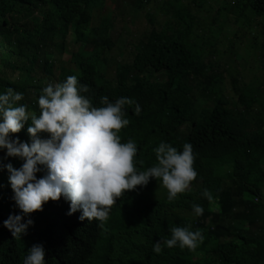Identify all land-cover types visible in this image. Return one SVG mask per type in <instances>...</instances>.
I'll return each instance as SVG.
<instances>
[{
	"label": "trees",
	"instance_id": "obj_1",
	"mask_svg": "<svg viewBox=\"0 0 264 264\" xmlns=\"http://www.w3.org/2000/svg\"><path fill=\"white\" fill-rule=\"evenodd\" d=\"M121 2L143 11L147 25L130 43L131 61L108 77L102 55L116 46ZM230 24L233 34L225 33ZM241 50L259 58L264 72V0H0V92H23L20 103L38 115L42 89L77 75L95 106L103 95L141 105L139 114L135 103L125 105L130 123L119 131L122 142H137L139 170L157 162L155 149L166 141L180 150L191 142L198 171L175 200L156 178L125 190L106 221L81 220L80 210L67 214L63 196L50 199L30 214L27 233L13 237L3 221L21 210L7 170H0V264H23L37 243L47 264H264V75L244 83L232 76ZM226 75L234 99L223 91ZM30 123L11 135L31 143ZM0 160L24 162L6 150ZM194 203L203 205V215ZM174 225L202 229L205 239L196 250L164 246L156 253L154 243L170 238Z\"/></svg>",
	"mask_w": 264,
	"mask_h": 264
},
{
	"label": "clouds",
	"instance_id": "obj_2",
	"mask_svg": "<svg viewBox=\"0 0 264 264\" xmlns=\"http://www.w3.org/2000/svg\"><path fill=\"white\" fill-rule=\"evenodd\" d=\"M89 87L77 75L48 83L38 98V115L30 113L27 104L20 103L23 92L12 87L0 92V150H6V157L24 161L15 167L0 160V170L8 172L15 206L21 210L10 213L3 221L13 237L27 233L34 224L30 214L43 210L50 199L63 196L70 202L67 214L80 210L81 220L106 221L117 197L125 190L147 185L150 178L162 181L169 200L178 199V194L188 191L197 178V154L191 142H185L180 150L161 141L155 149L157 162L139 170L137 142L131 138L122 142L119 131L130 123L125 105L135 103L136 114L141 112V105L128 96L113 101L103 95L101 105L95 106L86 95ZM29 120L27 132L31 143L11 135L20 132ZM41 171L45 174L38 176ZM203 195L214 199L210 189L205 188ZM193 209L197 215L205 211L201 204L194 203ZM170 231V238L154 243L156 253H161L164 246L196 250L205 239L202 229L193 230L190 225H174ZM45 253L43 244L32 245L23 264H47Z\"/></svg>",
	"mask_w": 264,
	"mask_h": 264
},
{
	"label": "rangeland",
	"instance_id": "obj_3",
	"mask_svg": "<svg viewBox=\"0 0 264 264\" xmlns=\"http://www.w3.org/2000/svg\"><path fill=\"white\" fill-rule=\"evenodd\" d=\"M126 3L121 2V6L123 8L120 15L117 14V19L115 22V31H113V37L115 41V47L112 51H105L102 55V57L105 60L106 64V72L108 74V77H113L114 73L116 72V69L118 68V65L121 62H130L131 61V52L130 50L131 45L130 43L136 42V35L142 29L147 25L146 19L144 17L143 11H135L132 10L130 7H124ZM127 5V4H126ZM226 28L225 33L233 34L234 32V26H231ZM116 32L117 35L116 36ZM72 45V44H71ZM237 46V45H236ZM70 52V46L66 48L65 55L63 56V59L69 55ZM240 53L243 55L242 60L238 62L237 66L235 67V70L232 73V76L241 77L242 82H248L251 80V78L255 75H264V72L257 69V65L260 62V59L257 57H252L247 52L241 50ZM224 79L222 88L225 94H227L231 99L235 98V92L232 90L231 82H230V76L226 75ZM251 169L255 170L254 167L251 166ZM259 171V169H257ZM260 203L264 205V196L261 200H259ZM215 208H217V205H214ZM257 219L255 220V226L261 227V214L257 211ZM225 222L226 219H225ZM234 225H239L242 223L239 220H233L231 221ZM264 233V228L262 231Z\"/></svg>",
	"mask_w": 264,
	"mask_h": 264
}]
</instances>
